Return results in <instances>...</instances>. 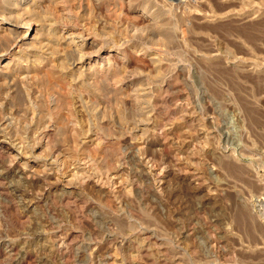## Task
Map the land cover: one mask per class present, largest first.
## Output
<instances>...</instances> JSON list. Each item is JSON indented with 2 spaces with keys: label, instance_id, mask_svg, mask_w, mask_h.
I'll list each match as a JSON object with an SVG mask.
<instances>
[{
  "label": "rangeland",
  "instance_id": "1",
  "mask_svg": "<svg viewBox=\"0 0 264 264\" xmlns=\"http://www.w3.org/2000/svg\"><path fill=\"white\" fill-rule=\"evenodd\" d=\"M28 1L57 53L0 86V264H264V0Z\"/></svg>",
  "mask_w": 264,
  "mask_h": 264
},
{
  "label": "bare ground",
  "instance_id": "2",
  "mask_svg": "<svg viewBox=\"0 0 264 264\" xmlns=\"http://www.w3.org/2000/svg\"><path fill=\"white\" fill-rule=\"evenodd\" d=\"M7 1H9V3H8V5H3L4 6V8L3 9H5V13H3V15L5 14V15H8V17H6V16H4L3 18H5L6 17V19L8 18L9 19V21H8V19H7V21L4 23L3 22V20H0V86L1 85H3L4 83H6V82H8L9 83V80H10V82H16V81H23L24 79H26V81L28 82V83H31V85H33V83H36V84H38L39 83V80H40V83H42L41 82V80L42 79H47V77L45 76L46 74L48 75V73L46 72V74L44 75V73L42 72V71H40V70H38V69H36V64L37 63H35L36 61L35 60H38V59H42L43 58V60L46 58H48V56L49 55H52V54H50V53H54V56H56V53H57V51H56V47L54 48V46H52L53 45V43L51 42V40H50V38H48V40H47V38L45 37V35H44V33H42V31H40V29H38V30H35V32H34V27H33V24H32V22H31V12L34 10V9H36V7H35V4L33 3V4H26L25 3V6L22 8V7H20L21 8V11L23 10H25V13L26 14H24L23 12H20V9H18V10H15L16 9V5L19 3V6H21V4H20V2L22 1V2H24V0H7ZM30 1V0H29ZM28 1V2H29ZM38 1V0H37ZM53 2V1H57L58 2V0H49V2ZM111 1V0H110ZM15 2V3H14ZM31 2V1H30ZM98 2V1H97ZM3 3V2H2ZM54 3V2H53ZM52 3V4H53ZM24 5V4H23ZM22 5V6H23ZM18 6V5H17ZM0 7H2V5H0ZM68 12V11H67ZM23 15H25V17H21V16H23ZM46 15V14H45ZM109 15H111V14H109ZM165 16V15H164ZM2 16H0V18H1ZM85 17V16H84ZM112 17V16H111ZM115 17V16H114ZM3 18H1V19H3ZM110 18V17H109ZM154 19V18H153ZM39 20V19H38ZM4 23V25L5 24H7V25H2ZM34 23V22H33ZM36 26V25H35ZM154 26V25H153ZM159 26V25H158ZM165 26V25H164ZM167 27V26H166ZM36 28V27H35ZM161 28V27H160ZM43 32H45V31H43ZM58 34V33H57ZM75 34V33H74ZM30 35V36H29ZM49 35V34H48ZM56 35V34H55ZM73 35V34H72ZM71 36V35H70ZM49 37V36H48ZM67 37L69 38V35H67ZM65 38V37H64ZM69 39H71V38H69ZM50 40V42L52 43V45H51V43L49 44V41ZM65 40V39H64ZM167 40V39H166ZM72 40H70L69 42H68V44H70L71 45V47H73L74 48V50L76 49L78 52H79V57H77V60H76V62H75V66H77V67H80L81 66V64L82 63H84L85 61V59L87 58H85L84 57V53H82V45H80L81 43H79V44H73L72 42H71ZM74 41V40H73ZM77 43V42H76ZM84 43V42H83ZM82 43V44H83ZM93 43V42H92ZM96 43V42H95ZM94 44V43H93ZM98 44V43H97ZM91 45V44H90ZM96 45V44H95ZM67 48V47H66ZM68 48H70V47H68ZM65 49V48H64ZM89 49V48H88ZM92 49H93V47H92ZM101 49V48H100ZM58 50V49H57ZM71 50V49H70ZM75 50V51H76ZM61 51V50H60ZM99 51V50H98ZM63 52V51H62ZM88 52V51H87ZM59 53V52H58ZM68 53V52H67ZM90 53V52H89ZM95 53H97V52H95ZM6 55H10L9 57L7 56V58H1V57H4V56H6ZM65 55H67V54H65ZM53 56V55H52ZM53 56V57H54ZM61 57H62V53H61V55H60ZM59 55H58V57H60ZM75 56V55H74ZM77 56V55H76ZM89 56V55H88ZM51 58V57H50ZM50 58H48V59H50ZM56 58V57H55ZM76 58V57H75ZM31 59H32V61H31ZM52 59V58H51ZM58 59V58H57ZM63 59V58H62ZM62 59H60V61L58 62L59 63V65H58V67L57 68H59L60 69V71L58 70V72L57 73H59V77H60V75H62V73H66V71H67V68L65 67L66 65H64V63H63V60ZM22 60H26V62H28V61H31L32 63H31V65H27L26 64V66L24 67V66H22ZM53 60H55V59H53ZM38 61H41V60H38ZM154 61V60H153ZM157 61V60H156ZM22 62V63H21ZM50 62V61H49ZM53 62V61H52ZM56 62H57V60H56ZM54 63V62H53ZM25 65V64H24ZM47 65V64H46ZM53 65H55V67H56V65L57 64H53ZM88 65V64H87ZM46 67V66H45ZM50 67V66H49ZM40 68V67H39ZM91 68V67H90ZM168 68V67H167ZM40 69H42V68H40ZM48 69V68H47ZM53 70H55V69H53ZM154 70H157L156 68L154 69ZM87 71V70H86ZM48 72H50V71H48ZM55 71H53V73H54ZM56 72L54 73V74H56ZM105 72H106V70H105ZM107 72H109V71H107ZM158 72V71H157ZM26 73V74H25ZM51 73V72H50ZM110 73V72H109ZM108 73V74H109ZM159 73V75H160V72H158ZM162 73V72H161ZM79 74H80V72H79ZM84 74V73H83ZM111 75L113 74V73H110ZM56 75H58V74H56ZM56 75H53L54 76V78H58V76L56 77ZM71 75V74H70ZM158 75V74H157ZM117 75L116 74H113L112 75V80H113V83H116V82H118V80H117V77H116ZM23 77V78H22ZM24 77H26V78H24ZM48 77H51V75L49 76L48 75ZM54 78H51V79H53L54 80ZM61 78V77H60ZM65 78V77H64ZM74 78V77H73ZM62 79V78H61ZM61 79H60V82H61ZM81 79V78H80ZM8 80V81H7ZM48 80H50V79H47V81ZM74 80V79H73ZM82 80V79H81ZM172 80V79H171ZM46 80H44V82H47ZM63 81V80H62ZM101 81V80H100ZM111 81V80H110ZM49 82H51V81H49ZM49 82H47V84H46V86L48 87V88H52L53 89V87L51 86V87H49L50 85H48V83ZM53 82V81H52ZM51 82V83H52ZM58 82V81H57ZM56 81H55V83H57ZM97 82V81H96ZM26 83V82H25ZM24 83V84H25ZM54 83V82H53ZM52 83V84H53ZM44 84V83H43ZM45 84H44V87H45ZM26 85V84H25ZM40 85V84H39ZM88 86V85H87ZM34 87V86H33ZM40 87H43V86H40ZM43 87V88H44ZM56 87V86H55ZM54 87V88H55ZM109 87V86H108ZM4 88V87H3ZM25 88H26V86H25ZM46 88V87H45ZM144 88V87H143ZM142 88V89H143ZM2 89V88H1ZM27 89H29V88H27ZM27 89H26V91H27ZM35 89H36V87H35ZM66 89H68V88H66ZM80 89V88H79ZM94 91H96L97 92V90L98 91H100V89L98 88L97 89V87L96 86H94ZM113 89V88H112ZM3 90V89H2ZM8 90V89H7ZM41 90V89H40ZM45 90V89H44ZM46 90H47V88H46ZM59 90H60V88H59ZM59 90H56L55 89V91L57 92V91H59ZM65 90V89H64ZM64 90H62V91H64ZM92 90V89H91ZM114 90V89H113ZM144 90V89H143ZM11 91V90H10ZM25 91V90H24ZM53 92H54V90H52ZM61 91V90H60ZM59 91V92H60ZM67 91V90H66ZM65 91V93H63V94H65V95H63L62 93V95L63 96H60V97H62V98H64L66 101L69 99V97H70V95L72 96V91H67L66 92ZM93 91V92H94ZM9 92V91H8ZM29 92V90L27 91V93ZM40 92V91H39ZM45 92V91H44ZM85 92V91H84ZM95 92V93H96ZM116 92V91H115ZM30 93V92H29ZM43 93V92H42ZM48 93V92H47ZM148 93V92H147ZM7 94V93H6ZM8 94H10V93H8ZM7 94V95H8ZM12 94V93H11ZM21 94V93H20ZM83 94V93H82ZM15 95V94H14ZM18 95V94H17ZM16 95V96H17ZM22 95V94H21ZM39 95V94H38ZM55 95V94H54ZM59 95H60V93H59ZM115 95H116V93H115ZM1 96V95H0ZM5 96V95H4ZM10 96H12V95H10ZM9 96V97H10ZM36 96V95H35ZM46 96V95H45ZM13 97V96H12ZM157 97V99L155 98V101L156 102H159L160 101V96H156ZM159 97V98H158ZM62 98H61V100H62ZM8 99H10V98H8ZM72 100V99H71ZM120 100V99H119ZM0 101H2V99L0 100ZM12 101H13V99H12ZM15 101V100H14ZM107 101V100H106ZM37 102V101H36ZM69 102V101H68ZM1 103V102H0ZM3 103V102H2ZM7 103V102H6ZM4 104H5V102H4ZM21 104V103H20ZM66 105H68V104H66ZM48 106V105H47ZM65 106V105H64ZM15 107H16V105H15ZM14 107V108H15ZM39 107V106H38ZM60 107V106H59ZM68 107V106H67ZM41 108H42V106H41ZM53 108V107H52ZM52 108H50V109H52ZM54 108L55 109H52V110H50L51 111V113H53V112H55V110L57 109L55 106H54ZM18 109V108H17ZM33 109V108H32ZM71 109V108H70ZM42 110V109H41ZM45 110V109H44ZM48 110V109H47ZM54 110V111H53ZM58 111L60 110V109H57ZM67 110V109H66ZM65 110V111H66ZM49 111V112H50ZM57 111V112H58ZM56 112V114H55V116H53V117H57L56 118V120H55V122H58V113ZM61 112V111H60ZM63 112H64V110H63ZM68 113H70L69 112V109H68ZM61 115H63L62 114V112L60 113ZM66 114V113H65ZM53 115V114H52ZM51 115V116H52ZM104 115V114H103ZM66 116H67V114H66ZM69 116H70V114H69ZM1 118V117H0ZM50 118V117H49ZM59 118H60V115H59ZM64 118H66V117H63V119ZM52 119H54V118H52ZM67 119V118H66ZM61 120H62V117H61ZM59 121V123H58V125L54 128V129H44V130H41L42 131V134H41V137H40V140H39V138H38V140H39V143L41 142V140H42V136L43 135H45V136H48V137H50V136H54V140H55V142H54V145L56 146H58V145H61V147H63L62 146V144L64 143V139L62 140V138H64V137H62V136H66V132L65 131H67L68 130V128H67V124H68V120H62V121ZM72 120V119H71ZM53 121V120H52ZM70 121V120H69ZM4 122V121H3ZM73 122V121H72ZM123 124V123H122ZM36 126V125H35ZM69 127V126H68ZM75 128V127H74ZM18 129V128H17ZM71 129V128H70ZM8 131V130H7ZM69 131V130H68ZM74 131V130H73ZM65 132V133H64ZM79 132V131H78ZM41 133V132H40ZM62 133H63V135H62ZM144 133V132H143ZM65 134V135H64ZM71 134H73L74 135V133H71ZM78 134V133H77ZM18 135V134H17ZM69 135V134H68ZM40 136V135H39ZM74 136H76V135H74ZM70 138H71V135H70ZM34 139V138H33ZM37 140V141H38ZM71 140V139H70ZM76 140L78 141V139L76 138ZM75 140V141H76ZM36 141V142H37ZM68 141V140H67ZM73 141H74V139H73ZM74 141V142H75ZM46 142V141H45ZM71 142V141H70ZM81 142H85V140L84 141H81ZM56 143V144H55ZM73 143V142H72ZM86 143V142H85ZM93 143V142H92ZM79 144V143H78ZM78 144H77V146H78ZM64 145V144H63ZM75 145V144H74ZM67 146H69V144L67 145ZM105 146V145H104ZM0 147H2V146H0ZM54 147V146H53ZM83 148L84 147H86V145L84 146H82ZM93 147V146H92ZM91 147V148H92ZM81 148V147H80ZM83 148H82V150H80V151H82L80 154H82V156L81 155H79L80 156V159H81V161L80 162H82V163H79V164H81V166L79 167V172H77V170H75L76 172H74V170H73V172H67L66 174H65V176H64V179H65V182L67 183V184H70L71 182H74L75 180H76V182L78 181V180H80L82 177H83V175L82 176H80L81 174H82V171H84L83 170V165H85L86 163L85 162H87V163H89L90 164V162H88V158H87V153H86V151H84L83 150ZM108 148V147H107ZM55 149V148H54ZM63 149H65V148H62V150L61 151H63ZM72 149V148H71ZM99 149V148H98ZM114 149V148H113ZM1 150V149H0ZM53 150V149H52ZM66 150V149H65ZM51 151V150H50ZM90 151V150H89ZM95 151V150H94ZM97 151V150H96ZM71 151H69V152H65V151H63V153H62V155H64L63 157H64V159H68V156H69V153H70ZM104 152V151H103ZM1 153V152H0ZM56 153V152H55ZM67 153V154H66ZM73 153V152H72ZM75 153V152H74ZM56 154H61L60 152L59 153H56ZM71 154V153H70ZM96 154V153H95ZM116 154V153H115ZM112 155V154H111ZM71 156H73L74 157V155H70V157ZM102 156V155H101ZM56 157V156H55ZM57 157L59 158L60 156L59 155H57ZM78 157V156H77ZM76 157V158H77ZM57 158V160H60V158L63 160V158L62 157H60L59 159ZM91 157H89V159H90ZM98 158V157H97ZM72 159V158H71ZM92 159V158H91ZM100 158H98L97 160H99ZM17 160V159H16ZM69 160V159H68ZM77 160V159H76ZM75 160V161H76ZM100 160H103V159H100ZM108 160V159H107ZM66 161V160H65ZM91 161H93V160H91ZM94 161H95V159H94ZM178 161V160H177ZM99 162V161H98ZM100 162H103V161H100ZM54 163V162H53ZM76 163H77V161H76ZM94 163V162H93ZM92 163V164H93ZM180 163V162H179ZM178 163V164H179ZM91 164V165H92ZM184 164V163H183ZM183 164H180L181 166L183 165ZM10 165H12V166H16L17 168H19L20 170H23V172L25 173V175H26V177L28 176V179L30 178V176H32V175H30L29 176V174L27 173V172H25L26 171V169H27V167L28 166H26L27 165V163H26V161H12V163H11V161H10ZM75 165H78V164H75ZM90 165V166H91ZM94 165V164H93ZM92 165V166H93ZM180 166V167H181ZM185 166V165H184ZM31 167V166H30ZM29 167V168H30ZM42 167H43V165H42ZM51 167V166H50ZM183 167V166H182ZM9 168H10V166H9ZM78 168V167H77ZM97 168V167H96ZM44 168H42L41 170H43ZM80 169H82L81 171H80ZM25 170V171H24ZM36 170V169H35ZM100 170V169H99ZM38 171V170H37ZM22 172V171H21ZM57 172V171H56ZM81 172V173H80ZM28 175H27V174ZM55 173V172H54ZM85 173V172H84ZM83 173V174H84ZM86 174V173H85ZM88 174V173H87ZM86 174V175H87ZM52 175V174H51ZM25 177V178H26ZM34 177V176H33ZM87 176H84V178H86ZM57 178V177H56ZM55 178V179H56ZM31 179V178H30ZM39 179V178H38ZM58 179V178H57ZM82 180H84V179H82ZM82 180H80V181H82ZM53 183V182H52ZM98 185H100V184H98ZM66 188H68V187H66ZM125 189H127V188H125ZM130 191V190H129ZM67 194V193H66ZM69 202V201H68ZM13 218V217H12ZM16 218V217H15ZM18 218V217H17ZM17 218H16V221H17ZM20 221V220H19ZM21 223V222H20ZM17 236V235H16ZM12 239V238H11ZM16 240V239H15ZM15 243V242H14ZM21 243V242H20ZM141 243V242H140ZM11 244V243H10ZM144 244V243H143ZM12 246H14V244H11ZM142 245V244H141ZM20 247V246H19ZM138 247V246H137ZM14 248V247H13ZM13 248L11 249V250H13ZM140 248V247H139ZM143 248V247H142ZM21 249H23V248H21ZM7 250V249H6ZM10 250V251H11ZM18 250V249H17ZM24 250V249H23ZM8 251V250H7ZM10 251H8V253L9 254H12V252H10ZM25 251V250H24ZM49 251V250H48ZM21 252V251H20ZM6 251H4V254H6V256H9V254H8ZM51 253V252H50ZM143 253H145V252H143ZM25 254H27V252L25 253ZM147 254V253H146ZM151 255H153V254H151ZM44 256H45V254H44ZM146 256V255H145ZM2 258V257H1ZM14 258V257H13ZM10 259V258H9ZM114 261H115V263H114ZM113 261V263L114 264H124L121 260V262H119L118 261V259L117 260H114ZM174 261V260H173ZM178 261V260H177ZM179 262V261H178ZM112 263V262H111ZM112 263V264H113ZM20 264V263H19ZM176 264V263H175Z\"/></svg>",
  "mask_w": 264,
  "mask_h": 264
}]
</instances>
